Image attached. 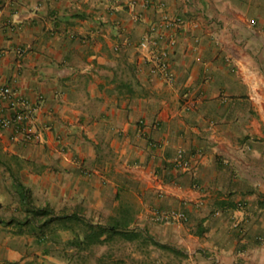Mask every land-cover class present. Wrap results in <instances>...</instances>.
Instances as JSON below:
<instances>
[{"label": "crops", "instance_id": "crops-1", "mask_svg": "<svg viewBox=\"0 0 264 264\" xmlns=\"http://www.w3.org/2000/svg\"><path fill=\"white\" fill-rule=\"evenodd\" d=\"M162 14L184 21L171 84L138 60ZM0 85L31 105L41 136L13 140L0 128L1 208L18 174L44 205L74 201L57 215L110 208L89 221L108 225L128 212L139 237L126 242L159 254L122 264H170L165 251L176 264H264V0H0ZM178 149L189 173L172 166ZM172 209L187 222L154 213ZM68 232L38 241L0 225V264H64L65 247H52Z\"/></svg>", "mask_w": 264, "mask_h": 264}, {"label": "built area", "instance_id": "built-area-1", "mask_svg": "<svg viewBox=\"0 0 264 264\" xmlns=\"http://www.w3.org/2000/svg\"><path fill=\"white\" fill-rule=\"evenodd\" d=\"M153 1L155 0H147V3ZM183 25L182 19H170L166 14H162L161 21L152 25L137 44L140 67L145 68L150 76L157 77L169 84L173 83L174 74L170 69V57L176 41L174 31L182 28ZM32 123L33 108L31 105L20 98L9 86L0 85V128L10 131L13 140L21 138L24 142L40 141V133L31 130ZM150 146L156 149L162 148V144L153 142L150 143ZM171 163L173 168L180 173L191 171L190 158L183 149L176 151ZM154 188L159 193L166 192L161 183H158ZM239 206L241 205L239 204ZM154 213L156 217L173 222L185 223L188 220L183 210L172 209ZM235 226L237 227V224Z\"/></svg>", "mask_w": 264, "mask_h": 264}, {"label": "trees", "instance_id": "trees-1", "mask_svg": "<svg viewBox=\"0 0 264 264\" xmlns=\"http://www.w3.org/2000/svg\"><path fill=\"white\" fill-rule=\"evenodd\" d=\"M0 160L4 164L9 162L2 158ZM14 160L20 166V162L16 158ZM12 175L15 180V188L18 190V201L22 207L19 210L21 214L9 218L0 216V225L13 226L18 235L29 233L34 235L38 241H43L57 230L69 231L73 238L66 242L65 249H78L76 253L78 255L81 251L91 246L104 245L117 239L133 241L139 237L138 233L127 229L128 212L116 224L98 225L90 223L87 219L81 217L77 211L71 214L57 215L49 205L35 206L30 196V191L20 183L18 174ZM153 245L183 256L171 250L168 246L154 242Z\"/></svg>", "mask_w": 264, "mask_h": 264}, {"label": "rangeland", "instance_id": "rangeland-1", "mask_svg": "<svg viewBox=\"0 0 264 264\" xmlns=\"http://www.w3.org/2000/svg\"><path fill=\"white\" fill-rule=\"evenodd\" d=\"M258 95V94H257ZM38 165V164H37ZM35 169V167H33ZM39 168V167H38ZM39 188H35L32 187L31 188V192H30V196L33 200V204L35 206H44V198L42 197L43 195L40 193V189ZM17 193V189L15 190ZM45 196V195H44ZM12 197V196H11ZM56 197H53V199H49L50 200V207L54 209L55 214H59L64 208V211H70L73 210V206H76L73 204L72 200L69 199V201H66L65 204L63 205V203L59 202L57 200ZM10 201V199L8 200ZM3 202L2 206H4V208H1L0 212L1 214L7 216L9 214H11V211L14 209L17 212V215H19V213L21 214V212H19V210H21V204L18 201V197L17 194L13 196V198L11 199L10 202ZM83 203H81V205H77V207L75 208L76 210H78V206H82ZM82 208H84V210L87 212V214H90L89 216L92 215V212L87 208V204L84 203V205L82 206ZM102 211L100 212V216L97 217L95 216V218H90L87 219L88 221L94 222V223H98V222H104L105 221V216L108 214L109 210H111L109 208V210L105 209H101ZM52 240L53 237L49 236ZM72 238V234L68 232V234H65L63 236L60 235V242L58 243L57 241H54L56 243L53 242V251L56 252V249H58V247H65L64 244L66 245V242L69 241V239L71 240ZM50 240V242H52ZM62 240H64V242H62ZM49 242V239H48ZM57 247V248H56ZM140 248H142V250H140ZM147 250L145 252V250ZM57 251H59L60 253L64 252V258L66 259V261L64 262V264H122L124 261V259L128 258L127 261H130L129 258H132L133 261H135V257H131L132 254H136L135 256H141V253H146L148 255L154 256L156 258V256L158 257L159 252L155 251L154 249H148V246L145 244H141L139 246L138 242H126L123 241L121 239H117L113 242L110 243H106L104 245H95V246H91L87 249H84L83 251L80 252V254H76L78 252V250L69 248V249H64L61 250L58 249ZM155 251V252H154ZM154 252V253H153ZM54 254V252H52ZM56 254V253H55ZM155 254V255H154ZM165 259H169L170 264H176L177 261H179V258L172 255L171 253L165 251L162 253ZM171 255V256H170ZM171 258V259H170ZM118 260V261H115ZM180 262V261H179ZM161 264V262H160ZM168 264V263H167Z\"/></svg>", "mask_w": 264, "mask_h": 264}]
</instances>
